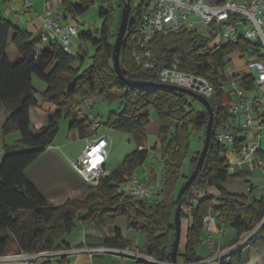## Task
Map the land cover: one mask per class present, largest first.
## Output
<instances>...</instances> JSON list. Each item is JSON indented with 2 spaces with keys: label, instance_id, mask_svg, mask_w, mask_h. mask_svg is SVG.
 <instances>
[{
  "label": "trees",
  "instance_id": "1",
  "mask_svg": "<svg viewBox=\"0 0 264 264\" xmlns=\"http://www.w3.org/2000/svg\"><path fill=\"white\" fill-rule=\"evenodd\" d=\"M9 1L2 0L3 3ZM104 1L110 6L99 9L102 20L100 30L95 34L82 32L78 36L95 47L92 63L84 69L81 68L87 59L85 51L80 49L79 53L69 54L56 41L40 45L41 36L35 37L21 30L0 13V110L8 116L0 131L3 137L18 132L21 138L13 146H4L0 163V256L55 251L57 243L75 231L77 221L87 228L112 231L113 237H105L103 246L126 249L121 231L114 226L115 220L122 216L130 229L145 234L144 253L153 258L157 262L155 264H172L176 199L190 176L183 174V165L189 157L192 134L202 132L205 136L209 116L204 108H195L192 102L197 101L187 95L152 86L128 87L119 80L112 62L119 27V24L116 28L113 25L116 7L114 0ZM130 1V26L120 53L123 76L139 84H161L160 72L170 67L173 58L177 57L180 73L206 79L213 90L208 99L215 114L208 154L198 177L181 199L182 222L188 216L185 207L190 203L193 190L199 193V201L190 208L191 224L184 235L183 251L180 248L183 238L181 227L177 255L179 264H192L201 260L195 253V247L201 245L202 236L205 237L203 219L206 215L216 216L235 230L238 237L250 232L264 217L262 199L230 193L224 187L242 174L229 172L226 147L216 140L218 131L230 126L232 121V102L224 87L227 77L220 75L217 69H224L225 58L248 43L231 44L215 52L209 45L210 39L203 33L181 31L178 34H157L149 46L156 67L142 70L134 61L127 41L139 26L141 14L145 11L144 1ZM60 2L65 20L83 15L94 4V0ZM115 3L121 15L123 1ZM9 51L15 57L13 60L8 56ZM74 64L78 67L75 68ZM35 80L44 85V92L38 93L34 87ZM240 83L245 90L255 88L250 77H242ZM93 98H101L108 104L116 101L124 104L119 113L108 114L105 125L131 134L138 145L137 150L95 186L85 184L90 190L85 198L52 205L27 179L25 171L52 146L62 119L72 120L70 130L78 131L80 139L93 137L94 131H97L93 128L96 119L79 117L82 103ZM31 109L47 115L46 126L36 133L31 132ZM150 110L155 111L160 123L158 142L153 151L160 154L158 160L164 167L160 179L162 188L160 198L136 200L121 192L120 186L130 181L149 156L148 150L143 147L147 140L145 129L150 122ZM242 141L239 140V145ZM23 146L30 147V150L17 151ZM199 155L198 151L189 157L191 172ZM150 175H154L153 171ZM247 247L253 249L264 264V224L245 247L223 258L219 264H246L244 252ZM181 253L183 257L179 256Z\"/></svg>",
  "mask_w": 264,
  "mask_h": 264
},
{
  "label": "built area",
  "instance_id": "2",
  "mask_svg": "<svg viewBox=\"0 0 264 264\" xmlns=\"http://www.w3.org/2000/svg\"><path fill=\"white\" fill-rule=\"evenodd\" d=\"M145 11L141 14L138 28L129 36L128 48L133 52L134 61L142 70H152L156 67L149 49L150 43L157 34H178L181 31H195L208 37L212 51L224 47L247 42L243 49H238L225 58L224 69L217 72L225 75V90L231 98V125L218 131L216 140L226 147L227 153L235 156L236 165H254L260 151V141L264 138V97L259 98L254 92L264 88V0H143ZM44 32L41 35L43 44L50 41L58 42L69 54H74L70 39L78 38L79 30L76 25H61L53 18V5L50 0H43ZM25 11L32 10V0H22ZM41 50V46H38ZM247 58V61H242ZM242 61L237 66L236 60ZM179 59L173 58L172 64L159 74L161 84L179 86L191 90L209 99L213 90L209 82L202 77L186 75L178 71ZM242 77H250L254 81V90L241 87ZM99 123L93 125L99 129ZM231 127L243 132V137L236 136ZM239 140H243L239 145ZM143 149V148H140ZM110 143L106 137L86 139L85 147L80 157L71 162V168L89 186H95L99 180L110 172L105 165L109 157ZM264 170V167H263ZM229 172L234 174L230 168ZM130 187L121 192L136 200L160 198L162 188L160 180L151 181L146 177L133 175ZM199 193L193 190L189 198L193 202ZM217 218L208 214L203 219L205 233L204 246L210 252L209 258L219 264L223 258L231 255L246 245L264 224V217L257 225L247 232L237 244L222 249L217 247L212 239L213 227ZM90 254L112 253L133 258L144 262L157 263L146 255L132 252L128 249H113L99 247L86 249ZM57 256L54 252H43L25 255L27 261L37 259L50 260ZM154 261V262H153ZM201 259L192 264H204Z\"/></svg>",
  "mask_w": 264,
  "mask_h": 264
},
{
  "label": "rangeland",
  "instance_id": "3",
  "mask_svg": "<svg viewBox=\"0 0 264 264\" xmlns=\"http://www.w3.org/2000/svg\"><path fill=\"white\" fill-rule=\"evenodd\" d=\"M115 1L117 0H114V6L116 7L115 8V21L113 24L114 28H116V26L119 24V18H120L119 17L120 11ZM51 2L53 5L54 13L63 14L60 0H52ZM55 3L57 4V6H55ZM109 6H110L109 2H105L104 0H94V4L91 6V8L86 13H84L83 15L76 16L74 18L69 17L67 18V21L68 23L73 22L76 26H78L80 34L82 32H87V31H90L93 34H95L97 31L100 30L101 25H102V20L99 18V14H98L99 9L100 7L109 8ZM111 7L113 8V5H111ZM43 8H44V5H43ZM54 13H53V16H54ZM70 43H71V48L75 54L79 53L80 49L86 52L87 59L84 63V66H82L81 69L88 67L92 63V56L95 53V47H93L91 43L84 42L83 40H80L79 38H71ZM235 60H236L235 62L237 63V66H240L237 59ZM242 61L246 62L247 58H244ZM74 67L76 68L78 67V65L74 64ZM35 82H36L35 83L36 86L41 84L37 80H35ZM38 93L40 92L38 91ZM254 94L257 95L259 98L264 97V88H258L254 92ZM192 103L194 107L197 109L203 108L198 102H192ZM123 107H124V104L121 101H116L112 104H108L106 101L102 100L101 98H93V99L86 100L85 102H83L79 109L80 118H85V117L95 118L96 119L95 123H101V126L99 127V129L97 131H94L95 134H93L92 139L105 136L107 140L109 141L111 155L108 160L107 167L110 171L118 169L122 165L124 159L128 155L136 151L137 146H138L131 134L117 131L105 125V121L107 119L108 114L110 112L119 113L123 109ZM6 114L7 113L3 112L1 121H3V118ZM149 114H150V122L145 129L147 140H146V143L144 144L145 148L149 152V156L147 160L141 166H139L138 169L135 171V175L142 178V177H146L147 175L150 174V172L153 171L154 176L158 179H161L163 176V171H164L163 163L158 160V157L160 154L156 151H153L154 147L156 146L158 142L160 123H159L157 114L155 113L154 110H150ZM71 122H72L71 119H62L60 121L59 131L51 146L53 148L52 153L40 158L36 163L33 164L32 167H30V169L25 174L28 178H30L36 184V187H38L44 194H47L53 189H58L63 186L76 185L77 183L79 185L83 184L82 179L71 169L70 161L73 162L80 157L85 147V140H82L79 138L78 131L70 130ZM46 123H47V118L45 122L40 123L39 126L37 127L35 126V124H32L31 132L36 133V131L39 128L45 127ZM6 138H7L6 143L8 146H13L17 139H18V142L21 139L20 134L18 132H13L7 135ZM203 142H204V134L202 132L192 134L189 157H191L198 151L201 152L202 150L201 145ZM3 148H4V140L2 137V133L0 131V153L1 154L4 152ZM27 150H30V147L23 146V147L17 148V151L19 152L27 151ZM56 154H58L60 157L57 156ZM189 157L185 160L184 165H183V174L185 175L191 174V170L189 166V162H190ZM226 158L230 160L231 154L227 153ZM153 179L155 181V178H151V180ZM233 184L234 185L230 183L227 185V189L229 191L230 189L234 190L233 186H245V184L241 180H238ZM126 187H130L129 181L123 183L120 186V190L122 191ZM86 192L87 194L90 193V190L88 189L87 185H86ZM262 195H263L262 193L259 194L258 199H260ZM119 219H123L127 223V220L124 217L120 216L115 220V224H114L115 227H117L118 223L120 224L121 221H118ZM77 223H80V222L77 221ZM127 229L129 230L128 231L129 234L127 233L126 230L123 231V236H124V239L126 240L133 241V243H136V239L134 236L139 235V234L146 238L145 234L139 231H136L134 229H130L128 227V223H127ZM101 232L103 233L104 231L101 230ZM184 234L185 233H183V236H182L183 238H182V243L180 247L181 250L184 248ZM230 236L236 237L237 232L235 230H231ZM247 236L248 234L246 233L244 237L247 238ZM203 242H204V236H202L201 245L195 247V253L197 255H200L203 258H206L210 255V252L207 249V247L204 246ZM145 246H146V241H145ZM145 246H144V249H145ZM179 256L183 257V253L179 254ZM257 258H261V257H259L253 249L245 250L244 260L246 264H258Z\"/></svg>",
  "mask_w": 264,
  "mask_h": 264
},
{
  "label": "crops",
  "instance_id": "4",
  "mask_svg": "<svg viewBox=\"0 0 264 264\" xmlns=\"http://www.w3.org/2000/svg\"><path fill=\"white\" fill-rule=\"evenodd\" d=\"M43 5H44L43 0H32V10L25 12L22 6V0H11L7 3H3L2 0H0V13L5 19L13 22L21 30H26L33 36L39 37L43 34L44 29H45L44 18H43ZM55 6H57L56 3H55ZM53 13H54V10H53ZM53 18H55L60 24L62 22L61 25L64 24L63 26L75 25L73 22L68 23L67 19L65 20L63 14L54 13ZM8 56L11 60L15 58L11 51L8 52ZM237 61L239 62L240 65L242 64V61H239V60ZM35 83L36 82L34 81L35 89L39 91L40 93L44 92L45 90L44 85L39 84L36 86ZM0 112H1L0 113V127H1L8 116L6 114L3 118V121H1L3 112L4 113L6 112L3 110H0ZM46 118H47V115L45 113L37 111L35 109H31L30 127L32 126V124H35L36 127L39 126L40 123L45 122ZM231 129H232V132L236 136L243 137V132L237 131L233 127H231ZM101 137H105V136H101ZM6 139H7L6 137H3L4 146L7 145ZM17 142H18V139L15 141V143ZM143 148L146 149L145 147ZM52 151H53V148L50 147L42 157L52 153ZM3 155H4V152L2 154L0 153V163L2 161ZM56 155L59 156L58 154ZM110 155H111V150L109 151V157L105 165L106 170H109L107 167V163L110 158ZM70 164H71V161H70ZM229 164H230V168L234 170L235 175L237 174H242V175L240 178L236 179L235 181L227 183L224 186L226 190L230 193L244 194V195H247L255 199H258V195L262 193L263 195L260 199L264 201V170H263V167H264V138H262L260 141V151L257 154L256 163L254 165L244 164L242 166H237L236 158L233 155H231ZM32 166L33 164L30 167ZM30 167L26 169L25 174L30 169ZM150 174L147 175V178L149 179V183L151 181H154V179L151 180V178H155L154 175L152 176ZM27 179L31 181L36 187V184L30 178L27 177ZM157 180H160V179L156 178L155 181ZM238 180L243 181L245 186H233L234 190L230 189L229 191L227 189V185L230 183L234 185L233 183H235ZM77 184L67 185V186L60 187L58 189H53L47 194H44L38 187L36 188L44 195V197L47 199V201L50 204L61 205L65 203L67 200L83 199L87 196L86 185L84 181L82 185H79V184L77 185ZM198 201H199V195L198 197H196V199L193 202H190L189 205L185 207V213L188 216L186 219L182 221L181 227H182L183 233L187 232L191 224V220L189 217L190 208L193 205L195 206ZM118 221H121V222L120 224L118 223L117 228L121 231L122 236H123V231L126 230L127 233L129 231L127 229V223L123 219H119ZM231 230L232 229H230L228 226L223 224L219 219H217L213 227L214 233H213L212 239H213L214 244L217 247H220L222 249H227L237 244L246 234L245 233L241 235L240 237L230 236ZM113 235L114 234L112 231H108V233L107 232L102 233L101 230H98L95 228H87L81 225V223H76L75 231L72 232L71 234L65 235L57 243V246H58L57 250L51 251V252L57 253V256L55 258L50 259V260L37 259L35 261H27L25 255H30V254L9 255V256H0V264H154V263L135 260L133 258L124 257V256H120L117 254H112V253L90 254L89 252L85 251L86 249L105 247L102 245V240L105 237H113ZM134 237L136 239V243H133V241L124 239L126 242L125 244L126 249L132 252H137L141 255H146L144 254V246H145L146 238L140 234L135 235ZM184 245H185V242H184ZM248 249L250 250V248L248 247L245 250H248ZM183 250L184 248L181 251ZM197 256H199L201 259L207 260V262L204 264H215V262L209 258L210 255L206 258H203L200 255H197ZM257 263L258 264L262 263L261 258H257Z\"/></svg>",
  "mask_w": 264,
  "mask_h": 264
},
{
  "label": "water",
  "instance_id": "5",
  "mask_svg": "<svg viewBox=\"0 0 264 264\" xmlns=\"http://www.w3.org/2000/svg\"><path fill=\"white\" fill-rule=\"evenodd\" d=\"M122 1H123V7L121 9L118 32L116 35V39L113 45V52H112L113 68L119 80L128 87L152 86V87H159L161 89H167V90H171V91H175V92L187 95L191 97L192 99L196 100L205 109V111L208 113V116H209L207 126L205 129L203 147L198 157V161L195 165L194 170L191 172L189 178L184 183V185L180 188L178 195H177V199H176V210H175V216H174V226H175L176 232H175V239H174L173 249H172V254H171V263L179 264L177 255H178L180 242H181V235H182L181 233V223H182L181 222V210H182L181 199L183 197V194L191 187L195 179L198 177V174L203 167L204 161L208 154L210 142H211L215 114H214V110L211 104L209 103L208 99H206L205 97L191 90H188V89H185L179 86L166 85V84H139L123 76L121 72V68H120V53L122 50V45L125 39V35L130 26V16H131V11H132V6H131L130 0H122ZM246 245L242 247H245Z\"/></svg>",
  "mask_w": 264,
  "mask_h": 264
}]
</instances>
